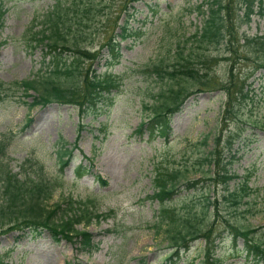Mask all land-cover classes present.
<instances>
[{
    "label": "rangeland",
    "instance_id": "rangeland-1",
    "mask_svg": "<svg viewBox=\"0 0 264 264\" xmlns=\"http://www.w3.org/2000/svg\"><path fill=\"white\" fill-rule=\"evenodd\" d=\"M2 1L6 10L0 24V80L30 78L48 69V56L43 62L45 44L39 42L31 47L26 44L23 32L33 19L38 22L34 29H38L43 13L56 0ZM95 2V17L91 26L85 28V37L80 42L98 54L84 63L89 74L111 73L118 85L104 92L106 97L85 113L75 104L55 100L30 108L22 98L31 101V95L26 96L20 88L0 100V138L9 135L3 161L21 178L33 175L39 165L48 177L54 176L59 141L66 139L69 147L77 143L73 158L64 167L63 183L56 187L47 204L59 201L65 206L68 195L94 197L98 211L107 214L93 218L88 225L82 222L76 225L92 231L98 246L88 251L79 248L75 240L61 235L57 239L48 228L8 229L4 221L0 228L6 230L0 231V257L10 264H66L70 260L77 261L76 264H162L170 248L165 226L154 225L161 205L159 199L150 196L155 188L156 170L188 166L189 177L198 178L201 168L193 164L194 154L199 151L198 147L205 148L197 141L208 132L210 144L205 147L211 148L215 133H235L233 128L238 122L242 126L238 130L242 132L233 141L234 149L238 150L232 169L242 175L250 174L247 180L250 189L240 208L231 215L218 203L216 230L221 235L215 254L221 264H264L263 260L245 255L244 240L239 236L236 241L232 238L223 218V215L230 217L248 227L258 226L253 238L264 239V66L256 65L260 57L256 50L241 44L244 33L264 35V8L260 12L256 4L250 18L241 20L237 14H242L243 7L231 0L228 58L218 55L225 49L223 43L211 49L216 56L208 63L210 73L205 71L208 78L200 83L204 89L194 90L197 84L191 87L193 92L171 115L166 134L158 131L150 134L148 129L139 133L135 128L162 98L159 89L164 81L153 63L160 58H171L179 46L191 44L192 34L203 20L198 5L202 3L206 7L207 4L205 0ZM151 7H155L153 12ZM124 24L128 29L141 26L142 31L121 37L118 32ZM111 36L118 51L115 55L106 44ZM64 52L71 54L70 49ZM252 68L254 72L247 82H251L253 99L243 108V120L231 121L225 126L227 121L222 119L221 110L226 92L220 88L225 84L234 90ZM79 163L90 166V171L76 177L73 170ZM98 174L107 184L97 180ZM238 180L239 177L232 179L230 185L235 186ZM177 186L179 190L166 203L179 211H184L193 198L205 193L201 187L193 191L181 183ZM221 189V184H211L209 192L220 197ZM14 214V220L22 218ZM2 223L0 219V227ZM203 245L204 240L198 238L187 250L181 248L178 264H190L191 260L192 264H205Z\"/></svg>",
    "mask_w": 264,
    "mask_h": 264
},
{
    "label": "trees",
    "instance_id": "trees-1",
    "mask_svg": "<svg viewBox=\"0 0 264 264\" xmlns=\"http://www.w3.org/2000/svg\"><path fill=\"white\" fill-rule=\"evenodd\" d=\"M236 1L240 2L243 7L242 14H237L241 20L250 18L256 4L259 6V11L263 12L262 0ZM205 2L206 7L202 6V3L198 5L203 20L199 29L192 34L194 40L191 44L179 46L171 58H160L158 62L153 63V68L164 81L159 89L162 98L153 104L152 111L146 118L140 119L135 128L136 132L140 133L148 129L150 134L155 131L166 134L170 129L171 115L180 109L183 100L193 92L194 88L191 87L197 84L198 88L194 90L202 91L204 89L200 83L208 78L205 71L208 70V63L216 56L211 49L223 43L225 49L218 55L228 58L226 53L231 51L228 44V37L232 31L231 24H229L231 0H205ZM96 7L95 0H56L43 13L41 21H39L42 25L38 29H34L38 22L33 19L23 32L25 42L31 47H35L39 42L45 44L43 62L48 56L46 65L49 67L30 78L8 82L0 80V100L9 94H15L21 88L26 96L31 95V101L22 98L30 108L35 104L55 100L62 104H75L85 113L90 107H95L98 101L104 99L107 95L104 92L118 85L117 78L115 79L111 73L94 72L92 75L89 74L84 61L93 59L98 51L81 45L80 42L85 37V28L92 24ZM5 10L4 2L0 0V24ZM151 10L153 12L155 7H151ZM141 31V26L128 29L124 24L118 34L125 37L128 34ZM112 39V36L109 37L106 44L115 55L118 51L115 48L116 42ZM242 40L241 44L245 45L246 49L256 50L260 56L256 60V65L264 66V35L244 33ZM66 49H70L69 53L71 54L65 53ZM254 69L247 72L239 85L234 87V90L225 84L222 85V88L219 87L226 92L224 106L221 110L222 119L227 121L225 126H228L231 121L243 120V108L248 100L253 99L251 88H249L251 82H247V79ZM207 73L210 71L208 70ZM244 120L247 121V118ZM235 126L233 128L235 133L231 131L225 135L221 132L215 133L214 145L211 148L205 147L210 144L208 143L210 133L205 132L203 137L197 141L198 145H204L205 148L198 147L199 151L194 154L195 162L193 164L199 165L201 168V175L198 178L191 179L189 177L188 166L156 170L153 176L155 188L150 196L159 199L161 205L154 225L165 226L164 230L167 231L165 238H167L170 248L167 252L169 254L162 264H178L181 257L180 249L187 250L190 244L198 238L204 240L202 261L205 264H221L215 254L218 245L217 239L221 235V231L216 230L220 213L218 203H222L231 215L240 208L241 202L250 189L247 184L250 174L242 175L232 169V163L237 158L238 150L234 149L233 141L236 134L240 135L242 132L238 130L239 127L242 128L238 122ZM8 138L9 135L0 138L1 223L4 221L8 223L5 227L8 229L15 228V226H28L35 231H40V227L48 228L57 239L63 236L68 240H75L79 243V248L88 251L96 248L98 245L93 240L92 231L78 228L76 225L79 222L88 225L93 218L99 219L102 215L107 214L98 211L94 197L74 198L72 195H68L64 201L65 206L59 201L47 204L56 187L63 183L64 167L73 158V148L77 143L69 147L66 139L59 141L56 160L57 173L54 176L48 177L43 172V166L39 165V170L35 171L33 175L28 174L21 178L17 172L12 170L8 162L3 161L9 143ZM205 165H207L206 168ZM73 171L76 177H81L90 171V166L79 163ZM238 177L236 185H230V181ZM97 180L107 184V180L100 174L97 175ZM178 183L193 191L201 187L205 193H201L200 197L197 196L196 199L193 198L184 211H179L166 203V200L173 198L179 190ZM218 183L222 186L220 197L209 192L211 184L216 186ZM15 212L22 216L20 220H14ZM5 217L8 219L4 220ZM223 218L230 229L232 238L236 241L239 236L244 240L242 249L246 251L245 255L255 257L257 261H264V239L253 238V233L259 229L258 226L248 227L235 222L230 217L227 218L223 215ZM3 225L2 223L0 228ZM168 260H170L169 263H167ZM192 261L189 263L192 264ZM76 262L70 260L66 264H76ZM0 264H10V262H5L0 257Z\"/></svg>",
    "mask_w": 264,
    "mask_h": 264
}]
</instances>
